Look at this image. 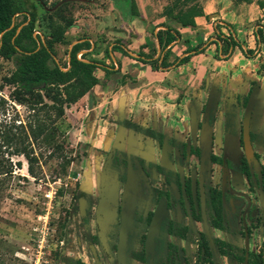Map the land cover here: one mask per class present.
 Masks as SVG:
<instances>
[{
	"label": "flooded vegetation",
	"instance_id": "obj_1",
	"mask_svg": "<svg viewBox=\"0 0 264 264\" xmlns=\"http://www.w3.org/2000/svg\"><path fill=\"white\" fill-rule=\"evenodd\" d=\"M257 89L254 82L236 88L227 111L209 90L189 103L179 129L116 110L99 171L83 177L72 212L85 258L66 264H252L254 256L264 264V95ZM102 188L113 198L99 212Z\"/></svg>",
	"mask_w": 264,
	"mask_h": 264
},
{
	"label": "rangeland",
	"instance_id": "obj_2",
	"mask_svg": "<svg viewBox=\"0 0 264 264\" xmlns=\"http://www.w3.org/2000/svg\"><path fill=\"white\" fill-rule=\"evenodd\" d=\"M135 2L137 13L150 22L151 38L152 21L165 18L163 24L177 22L175 14L185 12L193 4L199 5L198 0ZM47 3H57L56 7L61 13L49 14L37 7L35 32L41 34L43 39L48 38L51 24H61V16L72 22L64 32V41L53 44V58L60 66L68 63L70 44L86 36L82 31L66 33L67 30L70 32L72 26L88 18L94 21L90 14L95 18L100 17V8L102 17L97 22L98 28L103 29L104 25L109 26L114 20L129 22L132 18L129 0H47ZM21 19L18 17L17 21ZM112 33L108 30L96 33L100 44L95 42L92 49L83 48L78 52L84 53L85 60L93 58L116 67L118 64L120 66V58L124 55L131 56L129 52L150 54L155 51H146L140 45L127 46L136 37L133 31L125 38H115ZM112 42L126 45L127 55L112 50ZM107 47L109 53L105 52ZM15 67L14 57L5 59L0 56V131L3 138L9 141L0 150L11 170L0 183V264H66L77 256L85 258L82 249L77 248L75 236L81 234L82 230L76 213L72 212L77 206L78 192L84 187L83 177L88 180L90 170L99 171L103 156L102 142L114 130L116 121L109 114L103 116L93 111L89 115L86 113V102L69 105L60 118H56L52 108L46 107L36 118L26 104H20L10 96L13 86L7 84L4 78L9 77ZM113 79L114 76L111 81ZM115 87L118 89L119 85L115 84ZM45 101L50 104L49 100ZM96 102L93 100L92 103ZM82 108L85 110L83 114L79 111ZM42 125L44 131L36 130L34 138L31 127L36 129ZM102 127L108 128L104 134ZM15 147L34 158L32 174L26 157L12 154Z\"/></svg>",
	"mask_w": 264,
	"mask_h": 264
},
{
	"label": "crops",
	"instance_id": "obj_3",
	"mask_svg": "<svg viewBox=\"0 0 264 264\" xmlns=\"http://www.w3.org/2000/svg\"><path fill=\"white\" fill-rule=\"evenodd\" d=\"M198 1L204 15L195 16L193 26L183 27L175 21L163 24L165 18L157 22L152 21L153 38L149 34L150 22L141 14L135 16L131 13L132 18L129 22L114 20L110 27L104 25L103 29L98 28L97 22L102 17V8L99 9L100 17L95 18L90 14L94 21L88 18L72 26L70 32L67 30L66 33L76 34L77 31L85 33L92 47L94 42L100 44L96 33H102V30L113 32L112 36L115 38H125L133 31L136 37L127 46H142L149 42L150 45L143 49L147 51L155 47L152 59L159 55L162 57L168 50L167 60L175 61V64L180 58L191 54L184 63L165 69H154L129 52L131 56L124 55L120 58V66L116 65L115 71L107 76L103 70L95 68L93 74L100 83L94 85L75 105L86 102L88 104L86 113L89 115L93 111L96 114L114 115L116 110H120L142 122L153 120L162 122L164 127L179 129L181 127L179 120L185 121L186 107L189 103L205 98L209 90L218 93L221 102L227 105L226 111L232 103L233 95L236 94V88L249 83L254 82L260 98L263 97L264 6L262 7L259 1L264 0ZM223 22L228 23L230 27L222 25L217 27V24ZM167 26L175 28L179 32V37L161 50L155 35L158 30L166 29ZM257 28L262 31L261 41H258L255 35ZM118 29L121 31H117ZM230 34L240 45L235 46L227 55L221 54L216 57L217 47L220 46L218 35L223 37ZM122 45L126 49V45ZM244 49L251 50V53L245 55ZM113 76L114 79L111 81ZM115 84L119 85L118 89H115ZM93 100H97L96 104L92 103ZM79 111L83 114L85 110L82 108Z\"/></svg>",
	"mask_w": 264,
	"mask_h": 264
},
{
	"label": "trees",
	"instance_id": "obj_4",
	"mask_svg": "<svg viewBox=\"0 0 264 264\" xmlns=\"http://www.w3.org/2000/svg\"><path fill=\"white\" fill-rule=\"evenodd\" d=\"M249 1V0H247ZM69 2V1H65ZM132 14L138 16L136 11L135 0H129ZM260 5L264 6V1H259ZM57 3L48 4L47 0H0V56L5 59L14 57L15 70L9 76L4 78L5 82L13 86L10 96L13 100L20 104H26L32 111V115L38 117L39 112L46 107L54 110L56 118H60L65 113V108L75 103L84 94H86L95 84L98 83V78L93 74L96 67L105 71L106 75L114 72L106 64L98 62L95 59H87L85 61L84 54L81 58L77 57V52L83 48H89L91 43L87 40L75 43L69 50L70 59L64 66H60L54 60V43H62L64 41V32L67 27L71 26V21L66 20L61 16L60 23L54 26L51 24L52 30L47 35V39H43L41 34L36 33L35 22L37 20V7H40L46 13L60 14ZM59 6V5H58ZM167 11V10H166ZM169 13V12H168ZM204 15L200 5L193 4L185 12L175 14V19L181 26H193L195 24L194 17ZM18 17H22L17 21ZM230 27L226 22L217 24L218 26ZM262 31L257 28L255 35L258 41H261ZM156 38L161 46L166 47L170 42L179 37V32L175 28L169 26L166 29L158 30ZM220 46L217 47L216 57L221 54L227 55L235 46H239V42L230 34L221 37L218 35ZM150 45L146 42L143 47ZM122 44L111 46L112 50H118L127 55L126 49ZM150 48V51H154ZM105 52L110 50L105 48ZM155 51L144 55V58H137L139 61L146 62L154 69H165L172 65H178L186 62L191 54L180 58L175 64V61L169 62L166 50L162 57L152 59ZM245 55H249L251 50H243ZM51 62V64H50ZM61 67L66 68L63 70ZM112 67V66H110ZM49 100L50 104L45 101ZM45 127L37 126L36 129L31 127V133L35 138V131H44ZM0 131V148L9 143L8 139L3 138ZM3 151L0 150V183L3 182L6 175L11 172L8 168L4 157L1 156ZM12 154H23L28 161V169L32 174L33 169L31 163L34 158H31L24 150L17 147L14 148ZM18 165H20L18 163ZM252 264H262L260 257L254 256Z\"/></svg>",
	"mask_w": 264,
	"mask_h": 264
},
{
	"label": "water",
	"instance_id": "obj_5",
	"mask_svg": "<svg viewBox=\"0 0 264 264\" xmlns=\"http://www.w3.org/2000/svg\"><path fill=\"white\" fill-rule=\"evenodd\" d=\"M80 40H76V41H73L71 44H70V47H72L73 44H75L76 42H78ZM132 55L134 56H139V55H136L134 53L131 52ZM255 93V90L253 89L251 94H250V98L249 100L247 101V105H246V112H245V131H244V134H243V138H244V143L246 144V148H247V151L250 152L251 151V146H250V140H249V134L247 132V127H246V124L248 123V120H249V113L251 112V107L253 105V102H252V98H253V95ZM191 112H194L193 110ZM194 114L192 113L191 115V123L193 124L194 123ZM249 146V147H248ZM249 148V150H248ZM84 180V179H83ZM113 189L109 188V189H104L102 188L101 191H100V195H101V200H100V203H99V207H98V211L101 212L102 210V205L105 201H112V198H113ZM263 260H264V249H263ZM245 264H247V260H245Z\"/></svg>",
	"mask_w": 264,
	"mask_h": 264
},
{
	"label": "built area",
	"instance_id": "obj_6",
	"mask_svg": "<svg viewBox=\"0 0 264 264\" xmlns=\"http://www.w3.org/2000/svg\"><path fill=\"white\" fill-rule=\"evenodd\" d=\"M49 196H50V194L47 195V197H49Z\"/></svg>",
	"mask_w": 264,
	"mask_h": 264
}]
</instances>
